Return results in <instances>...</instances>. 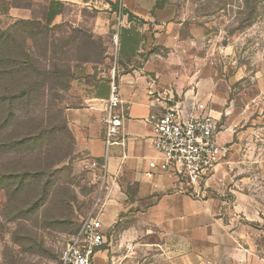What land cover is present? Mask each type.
I'll list each match as a JSON object with an SVG mask.
<instances>
[{
	"label": "rangeland",
	"instance_id": "374dc122",
	"mask_svg": "<svg viewBox=\"0 0 264 264\" xmlns=\"http://www.w3.org/2000/svg\"><path fill=\"white\" fill-rule=\"evenodd\" d=\"M170 1L194 39L186 53L150 44L120 0H0V264H60L90 215L107 236L96 264H167V234L146 224L137 183H114L67 116L103 107L112 74L136 77L155 54L177 65L147 77L155 115L178 102L211 112L227 148L200 191L183 192L212 198L216 233L229 229L264 264V0Z\"/></svg>",
	"mask_w": 264,
	"mask_h": 264
},
{
	"label": "crops",
	"instance_id": "0c3cea01",
	"mask_svg": "<svg viewBox=\"0 0 264 264\" xmlns=\"http://www.w3.org/2000/svg\"><path fill=\"white\" fill-rule=\"evenodd\" d=\"M62 1L80 3L85 0ZM120 3L123 9L143 22L148 42L160 50L167 48L171 55L186 53L194 43L192 37L186 39L180 35L181 7L175 2L120 0ZM122 17L123 21L125 17L127 19L124 13ZM175 63L157 58L155 54L145 61L136 77L124 75L118 79L126 113L122 127L124 143L112 145L109 154H103L105 104L103 107L89 103L69 108L70 124L81 146L92 156L105 159L107 175L114 183L122 186L137 183V204H141L146 224L151 229L159 226L167 234V264H261L252 259L245 243L229 229L216 233L215 228L221 226L223 217L212 198L193 199L183 192L185 183L176 175L149 167V159L158 156L152 143L156 95L150 93L149 85L156 86L157 83H150L147 77L154 79L153 76L163 69H176ZM176 105L181 107L178 102L166 110Z\"/></svg>",
	"mask_w": 264,
	"mask_h": 264
},
{
	"label": "built area",
	"instance_id": "2783aa9c",
	"mask_svg": "<svg viewBox=\"0 0 264 264\" xmlns=\"http://www.w3.org/2000/svg\"><path fill=\"white\" fill-rule=\"evenodd\" d=\"M114 41H118V33ZM125 117L120 84L113 73L102 118L107 151L112 145L124 143ZM152 119V143L158 156L149 159V167L170 172L194 192H199L203 182L214 175L227 150L219 138V119L211 112H188L178 105L167 108L159 116L153 115ZM106 238L102 220L90 215L63 250L60 264H96L95 256L104 247Z\"/></svg>",
	"mask_w": 264,
	"mask_h": 264
},
{
	"label": "trees",
	"instance_id": "16d2710c",
	"mask_svg": "<svg viewBox=\"0 0 264 264\" xmlns=\"http://www.w3.org/2000/svg\"><path fill=\"white\" fill-rule=\"evenodd\" d=\"M125 12L128 14V16L130 17V18H134V19H136V20H138L137 18L138 17H136L132 12H130L129 10H126L125 9ZM132 20V19H131ZM140 22H142L141 20H139Z\"/></svg>",
	"mask_w": 264,
	"mask_h": 264
}]
</instances>
